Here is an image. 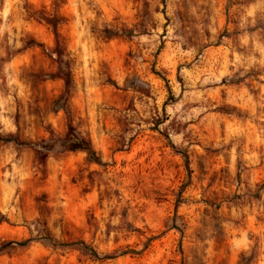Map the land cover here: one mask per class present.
I'll return each mask as SVG.
<instances>
[{"label": "rangeland", "instance_id": "rangeland-1", "mask_svg": "<svg viewBox=\"0 0 264 264\" xmlns=\"http://www.w3.org/2000/svg\"><path fill=\"white\" fill-rule=\"evenodd\" d=\"M232 4L0 0V264L264 256V19L240 42Z\"/></svg>", "mask_w": 264, "mask_h": 264}, {"label": "crops", "instance_id": "crops-1", "mask_svg": "<svg viewBox=\"0 0 264 264\" xmlns=\"http://www.w3.org/2000/svg\"><path fill=\"white\" fill-rule=\"evenodd\" d=\"M230 16L233 20L238 21L239 27H251L253 30L252 33L247 34V32L244 33L243 37L239 38L240 42L248 43L251 45V43H258L262 35L259 33L258 30H256V26L260 25L262 23V20L264 19V0H233L232 7L230 8ZM264 78V77H263ZM262 87V90L264 89L263 86L256 84L253 82V85ZM246 90V89H245ZM247 95V94H246ZM259 102H254V99L252 97H245V105H254L258 103L264 102V98L257 99ZM244 165L245 170L248 172H245L246 179L250 183H253L255 181H258L259 178L263 176L264 173V162L262 163L261 155L264 153V149L260 148L259 146H251L248 145L244 148ZM248 156V157H247ZM246 158V159H245ZM260 165V166H259ZM242 236V235H241ZM240 240H242V237H239ZM246 248L248 246L239 245L238 243H231L229 247V258L230 263L229 264H237L238 263V256L241 255V253H244L246 251ZM262 248H260V254L258 258L252 262L251 264H264V256L262 255Z\"/></svg>", "mask_w": 264, "mask_h": 264}, {"label": "trees", "instance_id": "trees-1", "mask_svg": "<svg viewBox=\"0 0 264 264\" xmlns=\"http://www.w3.org/2000/svg\"><path fill=\"white\" fill-rule=\"evenodd\" d=\"M18 144L27 146V144L21 142ZM64 147L67 151H71V152H75V151L85 152L88 155L89 159L97 160L95 153L90 146V143L85 139L79 138L77 135H75L72 127L70 126L67 134L65 135ZM11 244L13 243H10L9 245Z\"/></svg>", "mask_w": 264, "mask_h": 264}]
</instances>
